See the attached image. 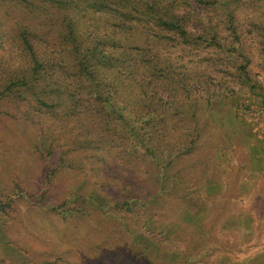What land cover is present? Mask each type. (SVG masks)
<instances>
[{"label": "trees", "instance_id": "16d2710c", "mask_svg": "<svg viewBox=\"0 0 264 264\" xmlns=\"http://www.w3.org/2000/svg\"><path fill=\"white\" fill-rule=\"evenodd\" d=\"M251 40L264 55V0H0V160L20 164L0 185L2 232L17 222L41 264L72 240L95 264L230 253L241 219L220 215L209 189L227 177L205 148L264 110Z\"/></svg>", "mask_w": 264, "mask_h": 264}, {"label": "rangeland", "instance_id": "374dc122", "mask_svg": "<svg viewBox=\"0 0 264 264\" xmlns=\"http://www.w3.org/2000/svg\"><path fill=\"white\" fill-rule=\"evenodd\" d=\"M250 49L254 57L251 68L256 77L264 84V68L260 65L263 63L264 55L258 49L255 40H251ZM221 88V86L218 87V89ZM242 100L250 102L247 98H242ZM252 107L255 112L241 111L238 115L241 125L235 131L242 138L235 137V140L232 141V136H230L226 138V142L218 139L216 146L205 148L207 153L215 154L216 158L222 162L224 175L227 177L224 183H213L209 189L210 193L218 194L217 196L220 197L219 202L222 203L220 205H223L219 210L220 215L225 214L231 218L240 216L241 219L237 228L233 227L231 230H227L228 235L222 243L231 252L214 256L215 264H264V110L262 109L263 104L255 101L252 102ZM220 113V123L226 128L229 126V120L226 121L225 116L230 117L231 113L226 114L225 109H222ZM221 117L224 118V122ZM228 132L231 133V131ZM27 140L28 136L24 138L26 144L29 141ZM11 165L9 161L0 160V185L6 184L10 175L13 174L11 170L17 171L20 166V164L16 167ZM41 171L42 169L35 163L30 168L31 174L34 175ZM18 172H23L21 176H25L26 170L21 169ZM71 181L70 177L64 181V187L68 194L73 191L71 187H68L71 185ZM111 183L115 184V181L112 179ZM121 186L124 187L123 184ZM58 198L60 199L61 196ZM213 201L212 198V202L206 207L205 212L214 204ZM21 211L25 212V221L26 218L29 219L32 215L40 213V209L31 207ZM184 211L181 214L183 217ZM19 219L23 218L19 217ZM5 221V219L0 221L1 227ZM9 224L5 233L0 227V258L8 264H41L39 261L41 256L47 257L49 253H45L42 250L44 248L37 245L40 241H37L34 247L30 246L33 244L31 242L26 245L27 243L22 240L23 237H20L21 233L16 232L17 222L6 223V225ZM33 231L36 233V230ZM216 234V230L213 229L212 242ZM41 235L42 233L37 232L35 237L40 239ZM21 236L23 235L21 234ZM71 245L68 248H62L64 253L58 254L62 260L59 261L60 264H69V262L70 264H95L94 259H90V255L83 251L88 248L84 247L81 242L78 244L72 240ZM82 247L84 248L82 249ZM36 248L37 250H35ZM68 249L70 250L69 258L66 256ZM55 253L53 252L52 256Z\"/></svg>", "mask_w": 264, "mask_h": 264}]
</instances>
